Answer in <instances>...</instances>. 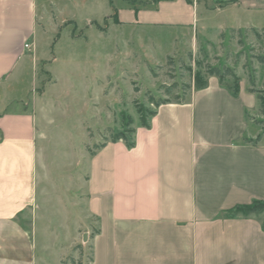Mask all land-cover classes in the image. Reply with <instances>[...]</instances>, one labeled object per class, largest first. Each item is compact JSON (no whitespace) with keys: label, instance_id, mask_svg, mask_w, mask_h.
Wrapping results in <instances>:
<instances>
[{"label":"crops","instance_id":"0c3cea01","mask_svg":"<svg viewBox=\"0 0 264 264\" xmlns=\"http://www.w3.org/2000/svg\"><path fill=\"white\" fill-rule=\"evenodd\" d=\"M102 4L0 0V90L21 83L29 64L38 70L35 37L43 21L58 28L80 17L92 19ZM202 5L204 12L231 10L237 24L230 29H264V0H124L113 7L112 19L179 28L190 38L226 30L209 27L212 18H199ZM248 84L239 76L233 94L208 76L204 88H192L182 102L160 104L147 126L136 124L132 147L106 141L94 154L73 158L85 170L76 181L67 157L54 164L62 174L51 178L34 104L0 101V264H50L37 252V202L46 193L44 182L54 180L62 181L75 214L65 218L73 227L66 241L56 228L63 224L44 226L48 249L62 250L59 264H67L71 251L83 252L86 241L89 264H264V213L225 214L264 200V136L255 144L246 141L262 132L255 121L262 119L258 95ZM11 104L15 107L7 110Z\"/></svg>","mask_w":264,"mask_h":264},{"label":"rangeland","instance_id":"374dc122","mask_svg":"<svg viewBox=\"0 0 264 264\" xmlns=\"http://www.w3.org/2000/svg\"><path fill=\"white\" fill-rule=\"evenodd\" d=\"M123 2L112 0L111 6L109 0H103L101 13L92 19L80 17L58 28L43 21L45 28L40 27L35 37L38 70L34 71L29 64L21 83L0 90L1 102L20 99L29 106L34 104L45 132L43 150L51 178L62 174V167L56 168L54 164L67 157L65 163H71V179H82L83 164H75L74 159L89 155L116 131L129 138L130 130L156 108L148 103V97H164L163 86L177 82L170 98L183 91L186 96L191 90L182 88L191 83L195 61L203 58L202 50L209 63L229 65L248 83L249 75H253L254 87L264 88V64L255 57L264 53V37L257 38L248 27L232 31L229 26L237 23L231 10L217 14L204 12L203 5L200 6L199 18H212L208 20L209 27L227 28L216 35L213 28L206 35L190 38L184 37L179 28L115 23L108 15ZM92 21L106 30L98 29ZM257 30L263 35V28ZM72 31L77 36L73 37ZM50 80L53 81L48 83ZM13 107L11 104L7 110ZM62 185L58 180L44 182L46 193L37 202V252L50 264H59L62 250L48 249L50 234L44 226L63 224L56 228L60 240L66 241L73 227L72 219L65 218L69 212L71 217L75 215ZM263 211L255 215L261 216ZM84 243L83 252L74 250L65 257L67 264H89L90 246L87 241Z\"/></svg>","mask_w":264,"mask_h":264},{"label":"trees","instance_id":"16d2710c","mask_svg":"<svg viewBox=\"0 0 264 264\" xmlns=\"http://www.w3.org/2000/svg\"><path fill=\"white\" fill-rule=\"evenodd\" d=\"M155 1V0H154ZM110 5L112 6V0H109ZM116 16V12H114L112 15H110V17L114 18ZM70 21H68L69 23ZM67 24V23H65ZM91 24H94L98 29L100 30H106V27H102L99 23H97L96 21H92ZM234 29H232L233 31ZM250 30L254 33V35L257 38H261L264 37V31H263V35H261V31L254 29V28H250ZM72 36H77L74 31H72ZM203 52V58L202 59H197L195 61V70L192 71V81L191 83H188L186 86H184L182 89H186V90H191L193 89H201L204 88L207 84V77L208 76H215L218 78V80L220 81V83H224L225 85L228 86V88L230 89V91L233 94L238 93L239 91V77L238 75L235 73L234 69L232 67H230L229 65L223 64V63H219V64H211L206 60V53L204 50H202ZM257 61L261 64H264V53H260L255 55ZM188 71H191V68L188 67L187 68ZM226 79H230L231 83L230 84H226ZM249 84H250V91L256 92L258 95V99H259V112L262 115V119L259 120H255L258 124H260L262 126V132L260 135H258L256 138L254 139H246L247 142L255 144L257 143L262 136H264V88L263 89H256L254 87V77L253 75H249ZM178 86L177 82H173L172 84L168 85V86H163L164 87V97L160 98L158 97L157 99H155L152 95H150L148 97V103L153 104L155 107H158L160 104L163 103H167V102H182L185 99V91H183L182 93H176L173 95L172 99L170 98V96L172 95V89L176 88ZM43 86L40 88L42 89ZM154 110L153 111H149L147 117H143L142 120H140V123L142 125L147 126V119L148 117L152 116L154 114ZM109 129V128H108ZM111 130V129H109ZM134 132V128H132L129 132V138H126V136L124 135V133L122 131H116L112 134V136L109 139H105L102 143H100L99 145L95 146V149L93 151L90 152V155L94 154V151L101 148L102 146L105 145L106 141H118V140H122L124 141V143L126 144L127 147H132L134 145V140H133V134ZM106 137V135H104ZM264 210V200H254L250 203H246V204H239L236 205L234 207H232L231 209L225 211L226 215H230L233 216L235 214H242V215H249L252 213H256V212H260ZM262 227L264 228V221L262 223ZM80 248V245H76L74 247V249ZM91 259V255L89 257V260Z\"/></svg>","mask_w":264,"mask_h":264},{"label":"built area","instance_id":"2783aa9c","mask_svg":"<svg viewBox=\"0 0 264 264\" xmlns=\"http://www.w3.org/2000/svg\"><path fill=\"white\" fill-rule=\"evenodd\" d=\"M25 46H26V47H28V45H27V44H25Z\"/></svg>","mask_w":264,"mask_h":264}]
</instances>
